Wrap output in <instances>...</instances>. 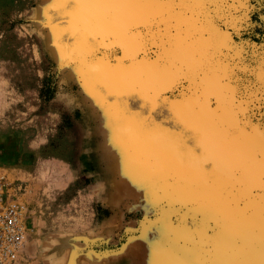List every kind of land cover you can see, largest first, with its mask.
<instances>
[{
	"label": "rangeland",
	"instance_id": "374dc122",
	"mask_svg": "<svg viewBox=\"0 0 264 264\" xmlns=\"http://www.w3.org/2000/svg\"><path fill=\"white\" fill-rule=\"evenodd\" d=\"M191 1L0 0V178L23 187L22 264H264V0ZM139 67L151 79L128 90ZM137 112L182 127L185 157L110 133Z\"/></svg>",
	"mask_w": 264,
	"mask_h": 264
},
{
	"label": "bare ground",
	"instance_id": "6f19581e",
	"mask_svg": "<svg viewBox=\"0 0 264 264\" xmlns=\"http://www.w3.org/2000/svg\"><path fill=\"white\" fill-rule=\"evenodd\" d=\"M195 1L196 0L191 1V3L195 2ZM77 3H79V2H77ZM190 5H192V4H190ZM196 6H197V4H196ZM105 26L106 27L104 29L109 31V27L107 26V23ZM106 30H105V32L108 33V31H106ZM193 46L200 47L197 45H193ZM186 50H188L187 45H186ZM193 52L194 51H192L190 53L193 54ZM197 53L198 54L200 53V49L198 51H195V53L192 56H198ZM146 68L139 67L138 69H136L132 73V75H128L126 77V80L124 83L126 84V88L128 90L140 89L142 87L141 85L146 83L147 80L151 79V74H149V71ZM108 72L113 74V73L117 72V70L115 69V71H113L110 69ZM219 83L220 82H218L216 79L214 80V77H208V76H206L204 78V81H203V85L205 87L206 92L212 93V94L213 93L214 94L219 93V90H220ZM121 86H122V81L119 83V85H117L116 87H113V88L114 89L116 88L118 90V91L117 90L116 91L119 93L120 89H122V91H124V89H125V86H122V87ZM134 103H137L138 107L140 109H142V104L139 106V102L135 101ZM186 108H188V107H186ZM139 115L140 114L137 112L136 115L131 116V118L127 122H125L123 125L113 128L112 131H110V133H113V132H115V131H117L120 128L125 127V126L132 127V129H134L136 131L135 134L139 135L138 139H137V143H136L137 147L139 145L143 144L144 141H146L147 143L151 142L148 144L149 145L151 144L155 150H160V151L162 150V151H164V153L168 154V156H170V157H171V155H174V156L179 155V157H182V156L185 157L186 149L188 148V145L190 144V142L184 138V129L182 127H179L180 129L178 130L177 127L174 128V127H169V126H163L161 124L162 118L160 116H158L157 114H154V118L147 117L144 119ZM159 124H161V125L159 126ZM198 124H199L198 128H197L198 130L196 131V135H198V137H195V139L200 138L204 134L201 132V130H203L201 121H199ZM205 132H207V131H205ZM187 139H189V138H187ZM141 261L142 262L140 264H167L165 262L166 260L164 259V255L163 256L155 255V257H153V259L142 258Z\"/></svg>",
	"mask_w": 264,
	"mask_h": 264
},
{
	"label": "built area",
	"instance_id": "2783aa9c",
	"mask_svg": "<svg viewBox=\"0 0 264 264\" xmlns=\"http://www.w3.org/2000/svg\"><path fill=\"white\" fill-rule=\"evenodd\" d=\"M21 184L0 178V264H22L27 241Z\"/></svg>",
	"mask_w": 264,
	"mask_h": 264
},
{
	"label": "crops",
	"instance_id": "0c3cea01",
	"mask_svg": "<svg viewBox=\"0 0 264 264\" xmlns=\"http://www.w3.org/2000/svg\"><path fill=\"white\" fill-rule=\"evenodd\" d=\"M3 161V159L0 157V162Z\"/></svg>",
	"mask_w": 264,
	"mask_h": 264
}]
</instances>
